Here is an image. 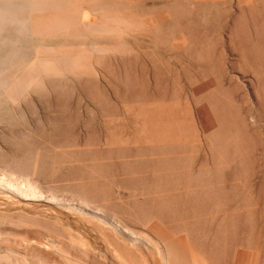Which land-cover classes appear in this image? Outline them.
Returning <instances> with one entry per match:
<instances>
[{
  "label": "rangeland",
  "instance_id": "rangeland-1",
  "mask_svg": "<svg viewBox=\"0 0 264 264\" xmlns=\"http://www.w3.org/2000/svg\"><path fill=\"white\" fill-rule=\"evenodd\" d=\"M0 182V264H264V0H0Z\"/></svg>",
  "mask_w": 264,
  "mask_h": 264
},
{
  "label": "bare ground",
  "instance_id": "bare-ground-1",
  "mask_svg": "<svg viewBox=\"0 0 264 264\" xmlns=\"http://www.w3.org/2000/svg\"><path fill=\"white\" fill-rule=\"evenodd\" d=\"M1 182H2V181H1ZM1 182H0V183H1ZM9 185H10V184H9Z\"/></svg>",
  "mask_w": 264,
  "mask_h": 264
}]
</instances>
